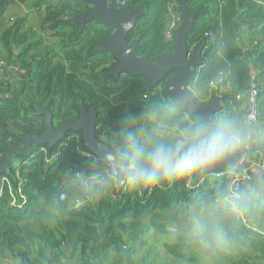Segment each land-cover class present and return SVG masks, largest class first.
<instances>
[{
	"label": "trees",
	"instance_id": "16d2710c",
	"mask_svg": "<svg viewBox=\"0 0 264 264\" xmlns=\"http://www.w3.org/2000/svg\"><path fill=\"white\" fill-rule=\"evenodd\" d=\"M173 1L127 0L133 10L144 11L129 36V42L139 41L138 57L157 62L171 53L164 32ZM175 2L179 5L180 0ZM42 3L45 14L35 31L25 28L24 19L6 22L3 16L7 3L0 2V166L9 146L20 145L21 137L44 132L45 117L39 116V111H50L58 129L78 119L83 107L94 110L98 116L97 135L106 139L127 113L138 112L167 97L162 85L147 90L142 75H111L117 58L98 48L108 40L112 28L91 21L81 30L70 20L92 9L88 0ZM186 4L189 12L196 15L189 44L191 48L205 45L204 66L192 91L203 103L218 98L221 113L242 117L241 106L253 82L261 89L262 99L264 5L259 0H187ZM242 26L249 55H256L251 61L243 57L239 44ZM208 34L213 35V41ZM16 63L24 75L15 73ZM220 72L226 76L225 86L210 90L209 84ZM262 110L260 101V121L264 117ZM75 134L68 133L53 147L44 146L50 155L68 139V146L53 165L45 163L42 147H36L29 157H21L29 204L25 210L15 211L8 207L7 199L0 203V264H132L148 231L146 222L155 232L170 237L174 241L169 246L170 254L186 262L210 257L214 264H244L243 248L264 252V237H250L237 220L230 229L236 250L231 254L197 244L195 247L185 233L172 232L174 225L187 220L189 206L211 196L221 184H228L227 177L209 176L198 188L188 184L200 178L196 175L184 182L152 186L148 193L115 185L100 197L78 196L70 177L75 171L86 169L90 158L83 155L89 152L83 135L77 133V140ZM249 157L251 161L260 160L258 144ZM5 174H0V178ZM61 196L66 198L61 200ZM77 199L86 202L74 209Z\"/></svg>",
	"mask_w": 264,
	"mask_h": 264
},
{
	"label": "clouds",
	"instance_id": "9594fccd",
	"mask_svg": "<svg viewBox=\"0 0 264 264\" xmlns=\"http://www.w3.org/2000/svg\"><path fill=\"white\" fill-rule=\"evenodd\" d=\"M169 91L170 96L127 113L109 138L95 143L88 167L70 177L78 196L100 197L115 185L158 186L219 168L233 170L241 156L264 142V129L253 121L229 112L199 116L198 103L182 87ZM252 201L264 204V170L241 190L221 184L194 203L182 225L185 234L200 246L229 248L230 229Z\"/></svg>",
	"mask_w": 264,
	"mask_h": 264
},
{
	"label": "water",
	"instance_id": "95a60500",
	"mask_svg": "<svg viewBox=\"0 0 264 264\" xmlns=\"http://www.w3.org/2000/svg\"><path fill=\"white\" fill-rule=\"evenodd\" d=\"M92 9L83 16H73L71 21L79 25L83 30L87 23H95L112 28L108 40L98 48L100 52L109 53L117 58V64L111 71V75L119 77L120 74L142 75L146 78L147 90L154 89L160 85L168 97L173 86L182 87L198 103L197 115L208 116L213 113H221L222 104L218 98L210 103H203L192 92L191 87L204 66L203 51L205 45L191 48L189 36L192 33L196 15L189 12L187 0H180L179 12L182 16V23L175 34L174 42L170 45L171 53L164 58L153 62L148 57H138L136 49L139 41L134 39L129 42L130 33L136 28L139 20L143 17V10H133L130 5L124 8H117L113 0H88ZM45 117V130L41 135L24 136L20 139V145H11L6 149L4 163L0 166V174L10 173L13 156L26 158L36 147H53L62 141L70 132L81 133L85 144L92 154V149L100 139L97 135L98 116L94 110L87 111L84 107L78 119L62 124L55 129L53 114L44 110L37 113ZM244 157L241 156L240 161ZM238 163V164H239ZM229 169L219 168L198 174L205 175L225 172ZM124 187V186H122ZM152 186L140 187L143 193H148Z\"/></svg>",
	"mask_w": 264,
	"mask_h": 264
},
{
	"label": "built area",
	"instance_id": "2783aa9c",
	"mask_svg": "<svg viewBox=\"0 0 264 264\" xmlns=\"http://www.w3.org/2000/svg\"><path fill=\"white\" fill-rule=\"evenodd\" d=\"M115 6L117 8H124L128 5L127 0H113ZM179 5L175 2V0L170 4L169 11L167 14L166 19V27L164 32V39L170 45L174 42L175 34L178 28L182 23V16L178 10ZM15 19L12 18L11 21L13 22ZM210 40L213 41L214 37L212 34H208ZM3 66L0 63V67ZM15 73L18 75H24V71L20 69L19 65L16 63L14 65ZM6 76V75H5ZM8 79V76H6ZM13 82V81H12ZM226 84V76L223 72H220L219 75L215 80H213L209 84L210 90H220ZM192 90V87H191ZM193 92V91H192ZM242 98L239 96L238 100ZM260 101H261V89L258 85L253 82L251 89L248 91L246 95V101L241 106L243 110L242 118H247L253 121L256 125L260 128L262 127L260 121ZM75 139L79 140L80 135L75 134ZM71 137V138H74ZM70 139V138H69ZM68 146V139L64 141L59 150L49 155V150L47 147H42L40 149V153L45 156V163L47 165H53L58 161V159L62 155V151L65 147ZM260 148L261 158L259 161H251L249 154L246 153L237 167L233 170H226L222 173L217 174H209L203 177H200L196 181H190L188 184L192 188H198L203 185L209 176H213L216 178L227 177L228 178V185L233 187L236 190H241L244 188L245 185L251 184L254 180L252 172L258 170H264V142L258 143ZM84 156L90 158V152H84ZM13 163V161H12ZM21 166L20 162H16L14 165L11 164V172L0 178V203H2L5 199H7L8 207L15 211H23L28 207L29 204V196L25 191V186L28 182L21 173ZM16 178V181L13 180ZM128 191H141L140 187L130 188L125 186ZM86 201L83 199H77L74 203V209H79L80 207L84 206ZM237 221L242 224V226L248 230L249 233L252 235H264V231H261L256 224L252 221L250 216L247 214H242L237 218Z\"/></svg>",
	"mask_w": 264,
	"mask_h": 264
},
{
	"label": "crops",
	"instance_id": "0c3cea01",
	"mask_svg": "<svg viewBox=\"0 0 264 264\" xmlns=\"http://www.w3.org/2000/svg\"><path fill=\"white\" fill-rule=\"evenodd\" d=\"M259 1L264 5V0ZM0 2L7 3L3 16L6 22L10 21L12 18L15 19L14 21L24 19L26 29H34L35 31L38 30V28L40 27V21L45 14V6L43 5V3L41 4L42 0H0ZM244 31L245 28L242 26L239 33V44L243 48V57L251 61V59L256 58V55H249L250 47L245 42ZM261 109H263L262 111H264V88L262 90ZM261 124L264 128V117L261 120ZM252 174L254 178L252 183H254L257 170L252 172ZM192 206H189V208L191 209ZM246 214L250 216L252 221L261 231H264V204L257 203L256 201L250 202V211H248ZM182 225L183 224L174 225L171 228L172 232L176 234L185 233ZM145 226L148 228V231L145 232L141 243L135 251L132 264H214L213 260L210 259V257L205 261H198L196 263L188 261L186 262L174 258L169 252V246L172 245L174 241H172L170 237L164 234L155 232L149 222H146ZM249 236L253 238L256 236L264 237V235L256 234L253 236L251 234ZM189 243L190 245L194 244L191 241ZM194 246L196 247V244ZM221 251H224L228 254L236 253V250H234L232 246L229 248L221 249ZM243 251L246 255V261L244 262V264H264V252H256L254 250H248L247 248H243Z\"/></svg>",
	"mask_w": 264,
	"mask_h": 264
},
{
	"label": "rangeland",
	"instance_id": "374dc122",
	"mask_svg": "<svg viewBox=\"0 0 264 264\" xmlns=\"http://www.w3.org/2000/svg\"><path fill=\"white\" fill-rule=\"evenodd\" d=\"M54 41L55 40H53V42ZM21 160H22V158L13 156V163H12V165H14L16 162H21ZM109 262H111V259H109Z\"/></svg>",
	"mask_w": 264,
	"mask_h": 264
}]
</instances>
